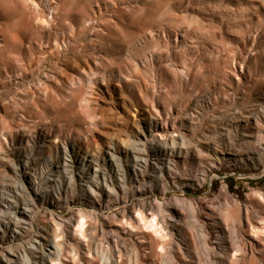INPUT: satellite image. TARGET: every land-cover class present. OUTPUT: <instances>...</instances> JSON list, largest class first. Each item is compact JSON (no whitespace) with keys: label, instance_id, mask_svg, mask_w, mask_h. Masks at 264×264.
Returning <instances> with one entry per match:
<instances>
[{"label":"rangeland","instance_id":"rangeland-1","mask_svg":"<svg viewBox=\"0 0 264 264\" xmlns=\"http://www.w3.org/2000/svg\"><path fill=\"white\" fill-rule=\"evenodd\" d=\"M35 1L38 6L42 3V6L46 5L45 1ZM56 1L57 4L50 3V6L56 7L55 5H57L59 10L61 9L56 17L60 20L59 22L57 19L53 21L52 15L49 16V20H52L53 27L58 29L47 28L48 30L43 31V28H40V30L35 28L34 31H31L30 25L28 27L30 23L25 18H16L10 23L12 28L15 24V28H13L16 31L15 34L19 35L18 37H24L20 38L22 43L8 44L9 56L12 57L10 65L14 63L15 66H11H14L13 69L25 70V75L29 81L24 80L28 84L24 87L27 91H30L27 92L24 87V89H16L20 79L0 82V91L7 93L8 98L5 101H9V103L2 102L4 110L0 112V131H4V133L2 132V136H4L2 141L0 135V146H2V142H5L4 137L10 138L11 135H13L11 137L24 136L27 133L26 136H30L35 131L51 128V130L54 129V133L58 131L55 134L59 137L62 136L61 138H69L72 134L73 138L80 139H78V142H84L80 144H85V147H90V150L93 151L94 149V152L98 153L103 146L107 145V140L111 138L112 134H115L112 139L122 140V143L123 141H130L128 132L130 133L131 127L141 119L139 111H150L152 109L151 111L154 114H158L157 111L160 112V114L155 115L162 116L160 118L163 123L167 122L168 119L171 126L173 123L177 125L178 120L184 117L190 123L193 121L194 125L193 123L191 125L195 130L186 132V138L189 142L191 140L199 143L204 151L201 156L203 158H207L208 151L213 152V149L221 148L224 144L227 145L231 142L232 144L236 143L235 146L238 149L243 148L244 143L251 147L253 145V149L257 147L256 154H252V156L264 159V0ZM3 8L4 12L6 10L8 12L12 9V6L6 5ZM38 8L43 9L42 7ZM59 15L61 17L58 18ZM87 19L91 21L88 23ZM16 23L19 25L16 26ZM5 26L3 28H6ZM67 27H73L74 30L64 32ZM0 31L2 32L1 28ZM100 31L102 32L100 33ZM45 32L57 35L59 45H54L56 47L51 46V48L46 44V46L48 45L47 48L44 44V47H46L44 48L43 44L40 43H42L41 40ZM56 32L57 34H55ZM39 33L43 34L40 35ZM96 33H100V37ZM72 34H75V36L71 37ZM94 35H97V37ZM0 38L2 45H4L2 37ZM63 38L67 44L65 47L69 48L68 51L62 45L64 43ZM40 45L42 48H40ZM54 48L59 50L58 53L61 52L60 55L56 53V49L51 53ZM65 53L69 54L66 56ZM77 53L79 54L77 55ZM69 57H73V59L71 60ZM34 58L36 59L34 60ZM86 60L90 68L87 66ZM52 63L57 64L52 66ZM1 64L4 65L5 63L0 57V66H2ZM39 65L43 67L42 70ZM64 67L66 68V74ZM67 68H70L69 71H67ZM179 68L184 69L185 74H181ZM85 69L86 71H84ZM90 69L93 73L90 72ZM57 73L58 75H55ZM59 74L60 76L64 74L63 78ZM80 74H86V83L82 80ZM90 74L94 76L92 77ZM31 75H33V78L30 79ZM68 75L73 77L70 79ZM48 76L49 79L46 80ZM39 77L43 82L38 80ZM74 77L78 85L75 80L73 81ZM54 79L55 81H53ZM45 81L48 86L50 84L49 87L43 86ZM35 83L39 89L34 85ZM2 85L5 86V89ZM35 87L38 90L43 88L41 90L43 92L37 93ZM44 87L48 89L52 87L50 89L52 91L45 90ZM46 91L47 93L50 92L52 97L49 98L53 101L45 99L44 94H49ZM32 92L36 96L42 93L40 95L42 98L39 96V100L36 96H31ZM152 92L153 94H151ZM19 93L22 95L20 96ZM33 97L35 99H32ZM10 98L13 101H10ZM24 100H28L27 102L30 101L32 104L34 102L35 105L30 104V106ZM46 101H49L48 104ZM153 104L155 108H153ZM186 105L188 106L186 107ZM5 106H7V109H5ZM185 113L187 117L184 116ZM193 115L196 118H193ZM174 120H176V123ZM244 129H248L247 133ZM253 132L256 133L253 134L254 136L252 135ZM236 133L251 134L250 136L253 137H249V142L244 141L243 143L242 139L237 138ZM233 140L236 142L233 143ZM132 146L131 148L135 151L137 149L138 152H141L142 148ZM2 154L3 150L0 152V158L3 157ZM0 169L1 172L4 169V172H0V178L2 177L0 179V193L3 189L8 194H14L18 183L17 175L9 169L6 170L7 168L4 166ZM9 188H12L11 192ZM223 188H228L236 200L245 204L243 202L248 196H252L256 192H264V164H260L256 160L250 163L249 166L242 168L231 166L219 168L207 176V183L203 188L187 187L185 192L172 190L168 193V196L185 194L193 200H212L218 196ZM153 197L154 195H151L147 200ZM124 207L116 206L111 210L100 211L82 204L74 205L69 210L45 206L36 215L35 229L38 225L37 221L42 222L41 224L47 227L55 224L54 221L52 223L49 216L51 212L59 217L61 216L63 220L72 218L74 213L77 214L80 210L110 218L120 208ZM262 210H264L263 207ZM220 214H224V212L220 210ZM86 219L87 225L94 222L91 218L87 217ZM158 252L167 256V260L155 257L153 248L149 247L147 250H142L138 257L140 260L138 259L132 264H184V259L168 254L163 247H159ZM219 256L212 248L208 250L204 246H199L195 262L196 264H217L216 260ZM230 257L229 262L242 261L241 257H238V259L241 258L240 260ZM234 260L236 261L234 262ZM252 260L249 258L246 264H254ZM126 262L131 264L130 261ZM186 262L190 263V261Z\"/></svg>","mask_w":264,"mask_h":264},{"label":"bare ground","instance_id":"bare-ground-1","mask_svg":"<svg viewBox=\"0 0 264 264\" xmlns=\"http://www.w3.org/2000/svg\"><path fill=\"white\" fill-rule=\"evenodd\" d=\"M44 1L46 3L45 6H42L43 3L38 6L35 0H0V28L2 29L0 37H2L4 42V45H2L0 41V57L5 63L4 65L2 63V66H0L1 83L7 80L20 79L16 89H24L28 85L24 81L28 80L25 70L19 68L13 69L14 63L12 64L14 65L13 67L10 65L12 57L9 56L8 44L22 43L21 37H18L19 35L17 36L15 34L16 31L13 29L15 28V24L12 28L10 23L16 18H25L30 23L28 27L30 25L31 31L35 28H39L38 30L43 28V31L47 28H56L53 27L52 20L56 21L57 14L61 9L59 10V7L55 4L56 7L50 6V3L57 4L56 0H41L40 2ZM6 5L12 6V9L8 12H6L7 10L4 12L3 7ZM38 7H42L43 9L41 10ZM51 15L52 20H49V16ZM59 17L61 16L59 15ZM23 21L25 22V20ZM90 21L88 20V23ZM16 24V26L19 25L18 23ZM4 26L6 28H3ZM21 26L23 27V25ZM59 26L61 27L60 24ZM71 29L73 27H67L64 32ZM94 31L96 30L94 29ZM50 32L42 33L43 38L41 37L42 43L40 44H43V47L44 44L45 46L48 44L49 47L59 45L58 36L52 35ZM71 33L73 32L71 31ZM100 33L96 34H99L98 36L100 37ZM72 36H75V34H72ZM94 36L97 37V35ZM63 42L62 45L65 47L67 45L65 39ZM67 42L69 43V40ZM48 45L46 46L47 48ZM40 48H42L41 45ZM57 48L52 49L51 53L55 49L56 53H58L59 50ZM65 49L67 48L65 47ZM68 50L69 48L66 51ZM78 52L80 53V51ZM56 56L58 57V55ZM73 57L69 58L72 60ZM47 62L45 63L47 64ZM55 64L52 63V66ZM88 67L90 68V66ZM65 69L64 67V71ZM67 69L69 71L70 68ZM91 69L90 72L93 73ZM179 71L181 74H185L184 69H180ZM55 75H58V73ZM83 75L81 77L85 81L87 77L85 76L86 74ZM32 76L30 79L33 78ZM49 76L45 79L48 80ZM72 77L71 75L70 79ZM39 78L38 80L43 82ZM53 78L55 77L53 76ZM74 80L76 83V78ZM40 82L39 84H41ZM91 82L94 83L93 80ZM76 84L78 85V83ZM189 84L191 85V83ZM44 85L50 86V84L48 86L46 81L43 83ZM2 87L4 88L5 86L2 85ZM36 87L34 88L35 90L38 88ZM38 89L37 93L43 88ZM44 89L48 88L44 87ZM50 89L48 90L50 91ZM49 91V94L46 91L48 95H50L52 90ZM33 92L31 96L34 95L35 97L36 94ZM45 95L46 100L53 101V99H50L51 95ZM24 96L22 97L24 98ZM39 96L36 97L38 98ZM34 97L32 99H35ZM7 98V93L1 90L0 112L4 110L2 102L7 100ZM10 99V101H13L12 98ZM28 100L31 101L29 98ZM5 102L9 103V101ZM29 102H27L29 105L32 104ZM7 106H5V109H7ZM34 108L36 109L35 106ZM153 108H155V105ZM151 110L140 112L137 109L141 113V119H138L137 124H132L133 127H131L130 133L127 131L130 135V141L126 140L128 143L125 141L122 143V140L118 141V138V140L116 138L112 139V136L115 135L112 134L110 136L112 140H107V145L103 146L98 153L94 152V149L93 151L90 150V147H85V144H80L84 142H78L80 140L78 136L79 140L73 138L72 134L69 138H61L62 136L56 135L58 131L57 133L55 131V134L54 129L51 130V128L33 131L34 133L30 136H26L27 133L24 136L11 137L13 136L11 135L10 138L4 137L5 142H2V146H0L3 150V157L1 156L0 158V167L4 166L7 168L6 170L13 171L17 175L16 179H18V183L14 194H8L3 189H1L0 193V264H127L126 261H130L132 264V262L139 259L141 251L147 250L149 247L153 248L155 257L167 260V256L161 255L158 252V248L163 247L167 250L168 254L184 259V264H196L195 260L197 259V249L199 246H204L208 250L212 248L216 254L220 255L216 260L217 264H246L249 258L253 259L252 262L254 261V264H264V210H262V207L264 209V192H256L252 196H248L243 202L245 204L236 200L228 188L221 189L218 196L212 200H193L185 194L168 196V193L172 190L185 192L187 187L203 188L207 183V176L211 172L214 173L216 169L230 166L242 168L249 166L250 163L256 160L260 164H264V159L252 156V154H256L257 147L253 149V145L251 147L244 143V141L249 142V137L252 138L256 133L254 134L253 132L252 135H254L250 136L251 134H246L248 129H244L246 133H236L237 138L242 139L245 145L243 148L238 149L235 146L236 143L232 144L229 142V144H224L221 148L213 149V152L208 151L207 154L210 157L203 158L201 156L204 151L199 143L191 140L189 142V140L187 141L188 138H186V132L195 130V128L193 129V121L190 123L184 117L179 120L177 119V125L173 123L171 126L168 119H165L167 122L163 123V120L160 118L162 116H156L160 112L157 111L158 114L155 113V115ZM185 112L187 111L185 110ZM173 116L175 117V115ZM184 116L187 117L186 113ZM192 117L196 118L194 115ZM174 121L176 123V120ZM192 123L193 125H191ZM98 126L100 127V125ZM2 132L4 133L3 130ZM108 133L110 134V132ZM237 141L239 142V140ZM234 142L236 141L233 140ZM132 145L139 147V149L142 148L141 152H138L137 149L136 152L131 148L133 147ZM2 172H4V169ZM5 174L4 176L8 175ZM9 189L11 192L12 188ZM151 195H154V197L147 200ZM79 204L100 211L111 210L116 206L125 207L120 208L113 217L111 216L112 218L80 210L77 214L74 213L72 218L63 220L61 216L59 217L51 212L49 216L52 223L54 221L55 224L47 227L41 224L42 222L39 223L37 221L38 225L35 229V218L41 208L49 206L69 210L72 206ZM219 209L224 214H220ZM87 217L91 218L94 222L87 225ZM233 253L235 254L233 255ZM230 256L237 260L242 258V261L234 260V262L236 261L235 263L229 262ZM238 257L241 258L238 259ZM124 260L126 261L124 262ZM186 261H190V263Z\"/></svg>","mask_w":264,"mask_h":264}]
</instances>
